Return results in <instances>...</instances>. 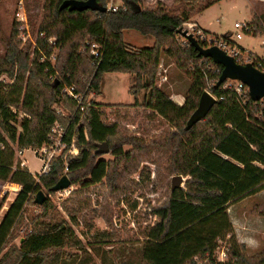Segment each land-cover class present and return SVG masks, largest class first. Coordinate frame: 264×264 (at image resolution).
I'll return each mask as SVG.
<instances>
[{"label":"trees","instance_id":"16d2710c","mask_svg":"<svg viewBox=\"0 0 264 264\" xmlns=\"http://www.w3.org/2000/svg\"><path fill=\"white\" fill-rule=\"evenodd\" d=\"M63 1L45 0L37 30L43 36L36 40L32 59L30 52L19 49L17 21L0 55V181L20 186L0 221V264H59L62 248L81 246L64 218L51 224L39 221L38 216L19 245L10 242L22 223L26 203H33V196L41 188L54 193L52 187L65 167L62 156L56 158L49 173L36 180L16 161L14 145L37 149L52 142L51 128L55 123L65 128L62 140L66 146L74 137L78 148V155L66 160L71 185L86 178L85 186L104 179L112 184L119 179L115 166L123 161L125 168L131 167L138 155L153 149L163 152L168 175L184 179L182 187L173 191L170 188L167 201L154 209L156 220L145 235L141 264H264V250L247 255L227 213L230 205L264 190V99L253 101L247 95L242 107L229 81L216 86L222 69L216 65L219 72L213 77L211 93L218 100L203 120L186 129V121L205 87L202 74L190 69L188 61L204 58L190 44L178 46L175 36L190 18L219 0H199V5H190L187 10L185 7L181 14L179 9L173 12L161 2L149 9L142 8L140 0H120L125 10L120 7L111 11L107 9L108 0H95L98 9L69 11L60 9ZM178 2L174 0V4ZM253 20L254 32L263 33L264 15L253 16ZM124 30L152 36L154 42L151 46L132 47L123 40ZM49 38L54 39V44L48 43ZM93 45L98 57L91 53ZM53 47L59 49L56 70L49 60ZM162 54L172 57L192 80L182 105L155 85ZM207 60L211 63V59ZM110 72L132 75L134 85L128 93L134 102L130 105H137L138 93L144 90V107L168 121L176 132L145 144L141 138L127 134L126 129L119 130L116 123L105 124L104 110L113 105L87 100V96L101 93L103 75ZM66 87L82 95L80 106L64 91ZM55 104H60L68 115L56 112ZM20 114L17 131L14 124ZM102 142L108 144V153L115 161L97 160L102 155L95 151ZM126 145L130 150L124 152ZM159 168L157 163L156 173ZM149 176L145 170L140 172L143 180ZM219 242L228 244L225 263L216 261Z\"/></svg>","mask_w":264,"mask_h":264},{"label":"rangeland","instance_id":"374dc122","mask_svg":"<svg viewBox=\"0 0 264 264\" xmlns=\"http://www.w3.org/2000/svg\"><path fill=\"white\" fill-rule=\"evenodd\" d=\"M178 1L174 4V0H140V4L142 8L153 9L157 2H161L173 12L179 9L180 14L185 11V7L187 10L190 5L196 7L200 4L199 0ZM44 2L45 0H0V55L5 52L13 23H16L18 14L24 12L30 38H26V35L25 40L19 38L24 34L20 33L21 25L19 24L17 36L21 40L19 49L30 52V59H32L34 56L32 43L42 18ZM120 4H122L120 0H108L107 6ZM262 15H264V0H219L200 14L194 15L190 21L195 22L209 34L228 35L233 38L236 32L233 24L236 21L250 22L255 27L253 16ZM261 24L263 27L264 22ZM254 34L244 32L242 39L237 40L236 43L249 49L258 57H264V47L261 46L264 35L260 32L258 34L254 32ZM123 35L124 40L136 48L150 46L153 40L152 36H143L135 30L124 31ZM175 41L179 46L181 40H177V35ZM58 50V47H53L49 56L54 69ZM159 62L167 70L168 82L159 85L157 71L156 87L161 89L174 103L176 102L173 99H183L184 102L192 84L191 78L174 63L172 57L162 54ZM108 77L110 76L106 77V85L99 96L92 93L87 96V100L94 99L96 102L113 105L104 110L106 113L102 120L105 124L116 123L119 130L126 129L127 134L141 138L145 144L176 132L168 121L151 108L144 107L143 97L147 96L144 90L138 93L137 105H130L134 102V97L128 93V88L134 85L132 75H122L117 82H111ZM118 77L121 76L118 75ZM2 79L8 81L6 78L2 77ZM84 79L85 77L81 80ZM53 107L61 115H68L60 104H55ZM21 120L22 115L20 114L14 124L17 131L20 129ZM16 147L14 145V149ZM129 150L130 146L123 147L124 152ZM14 156L19 161L24 159L26 165L24 162L23 164L31 174L39 172L40 161L33 154L32 149H26L22 157L15 154ZM164 158L163 152L159 149L142 153L138 155L136 163H132L131 167L125 168L123 161L115 166L119 179L112 184L104 179L101 183L85 186V181L88 180L86 178L77 185H71L70 193L67 195L55 192L49 194L41 188L46 195L43 205L46 203L47 207L35 204L34 199L33 203H26L21 214L22 223L14 230L11 244L19 245L23 235L31 231L32 226L29 224L37 216L40 217L39 221L51 224L55 220L64 218L81 240V246L62 248L59 264H141V249L145 242V235L156 220L153 211L167 201L172 177L176 176H170L165 172ZM99 159L115 161L110 153L103 154L97 158ZM157 163L160 166L159 173H156ZM142 170L149 172L148 180L140 177ZM67 173L64 167L62 176H67ZM14 189V186L6 187L8 192L0 194V217L4 214H2L4 207H8L10 200L13 199L11 194L14 193L12 192ZM227 213L237 241L244 243L247 255L254 256L261 253L264 250V190L230 205ZM219 243L225 244L226 248L228 246L225 242ZM198 264L205 263L199 261Z\"/></svg>","mask_w":264,"mask_h":264},{"label":"built area","instance_id":"2783aa9c","mask_svg":"<svg viewBox=\"0 0 264 264\" xmlns=\"http://www.w3.org/2000/svg\"><path fill=\"white\" fill-rule=\"evenodd\" d=\"M122 8L125 10V7L120 4L118 6H107L108 10L116 11L118 8ZM17 22L21 25L20 33H24L19 36V38H22L25 40L26 38H30L28 30V23L27 18L25 16V13H19ZM233 28L236 30L234 33V37H229L226 35L218 36L215 34H209L208 32L201 29L195 22L189 21L182 25L180 31L181 34H177V40H181L180 47L184 48L189 44L188 37H192L201 47L208 48L211 46H215L219 49H221L226 55L230 56L236 63L245 65V64H251L254 68L257 70L264 72V57H258L257 55L253 54L249 49L243 48L242 46H239L236 41L242 39V34L248 33L254 35V26L250 22H238L236 21L233 24ZM263 35H264V24H263ZM42 37L43 35L41 33H37L35 40L33 41L34 47L36 46V40L38 37ZM49 44H54V39L49 38L48 39ZM261 46L264 47V39L261 41ZM91 53L98 57V51L97 47L93 45V48L91 50ZM52 58V56L50 57ZM203 60H200L198 62H191L190 63V69H198L199 72L202 74L204 81H205V87L203 91H206L210 95H212V85L214 84V75H216L219 70L216 67V64H214L212 61L211 63L207 60L209 58L203 57ZM44 58H42L43 60ZM50 60V59H49ZM157 76L159 77V85L168 82V76H167V70L163 67L162 63H159L158 66V73ZM52 77V76H51ZM50 77V78H51ZM228 86L234 87L235 90V100L244 107L246 104V98L248 95V89L244 84H242L239 81L236 80H227ZM68 96H71L77 103L78 106L82 103V95L80 93H75V90L73 87H66L64 90ZM213 96V95H212ZM216 101L218 100L215 96H213ZM178 105L183 104V99H173ZM221 100V98L219 99ZM263 100V99H262ZM82 109V108H81ZM65 134V128L61 127L57 123L54 124V126L51 128V135L50 138L52 139V142L44 143L37 149H32L33 154L39 159L40 161V170L39 172L33 174V177L38 180V178L41 175H47L51 168V162L62 156L63 160L65 161V171L67 170V164L66 160L74 158L78 155V148L75 146V138L72 137L71 144L69 147L66 146V144L63 142L62 137ZM86 136V133H85ZM26 149L18 148L16 147L14 149L15 155L18 157H22L23 152ZM16 159V158H15ZM18 159H16L17 161ZM15 161V162H16ZM19 161V160H18ZM21 161V162H20ZM20 163L22 165L25 164V161L20 159ZM24 162V164H23ZM26 165V164H25ZM71 187V186H70ZM68 187L67 189L55 192L59 194H69L70 190ZM216 255V261L218 263H225L228 261V255H227V249L225 247V244L219 243V246L217 247L215 251Z\"/></svg>","mask_w":264,"mask_h":264},{"label":"water","instance_id":"95a60500","mask_svg":"<svg viewBox=\"0 0 264 264\" xmlns=\"http://www.w3.org/2000/svg\"><path fill=\"white\" fill-rule=\"evenodd\" d=\"M67 8L69 11H83L86 9H98L95 0H64L60 9ZM188 41L199 56L210 58L213 63L221 66V73L216 82L219 86L226 80H239L248 87L249 97L253 101H258L264 97V72L254 68L251 64L241 65L236 63L230 56L226 55L221 49L212 46L208 48L201 47L192 37H188ZM216 99L203 91L198 99L197 106L186 121V129H190L195 123L203 120L212 106L216 103ZM109 148L106 142L97 145L95 154L103 155L108 153ZM184 179L181 175L172 177L171 191L175 188L182 187ZM71 186L70 180L63 175L52 187L53 192L67 189ZM46 195L39 190L34 198V203L41 206L45 202ZM22 240V239H21Z\"/></svg>","mask_w":264,"mask_h":264},{"label":"crops","instance_id":"0c3cea01","mask_svg":"<svg viewBox=\"0 0 264 264\" xmlns=\"http://www.w3.org/2000/svg\"><path fill=\"white\" fill-rule=\"evenodd\" d=\"M124 31H127V30H124ZM124 31H123V33H124ZM142 35V34H141ZM143 36H145V35H143ZM123 40H124V35H123ZM125 41V40H124ZM126 42V41H125ZM153 42H154V39L151 41V45L153 44ZM150 45V46H151ZM118 75H120L121 77H118ZM122 75H127V74H125V73H114V72H110V73H105L104 75H103V84H102V88H101V92H102V90L104 89V87H105V85H106V80H107V76H110V77H108V79L111 81V82H117L120 78H122ZM129 75V74H128ZM129 78V77H128ZM132 80V79H131ZM129 89V88H128ZM101 94V93H100ZM99 94V95H100ZM99 95H95V96H99ZM131 95V94H130ZM132 96V95H131ZM101 103V102H100ZM102 103H104V102H102ZM106 103V102H105ZM107 104H110V103H107ZM15 187V189H14V191H12V192H14L13 194H11V196H13V198H14V196L16 195V193H17V190H19L20 189V187H19V185H17V184H15V183H10V182H3V181H0V194H3V193H6V192H8V191H6V187ZM10 192V191H9ZM11 199V198H10ZM12 200L13 199H11L10 201L12 202ZM10 204V203H9ZM5 209H4V211H2V214L3 213H5V211L7 210V208L8 207H4ZM3 216V215H2ZM2 216L0 217V221H1V218H2Z\"/></svg>","mask_w":264,"mask_h":264},{"label":"bare ground","instance_id":"6f19581e","mask_svg":"<svg viewBox=\"0 0 264 264\" xmlns=\"http://www.w3.org/2000/svg\"><path fill=\"white\" fill-rule=\"evenodd\" d=\"M178 34H181V31L179 30V32H178ZM190 44V43H189ZM201 46V45H200ZM212 47V46H211ZM210 59V58H209ZM212 61V60H211ZM215 64V63H214ZM249 64V63H248ZM217 65V64H216ZM220 66V65H219ZM221 73V72H220ZM236 81H239V80H236ZM239 82H241V81H239ZM242 83V82H241ZM242 84H244V83H242ZM245 85V84H244ZM246 86V88L248 89V87H247V85H245ZM248 95H249V93H248ZM262 99H264V97L263 98H261L260 100H262ZM259 101V100H258ZM35 174V173H34ZM33 175V174H32ZM36 195V194H35ZM46 200V199H45Z\"/></svg>","mask_w":264,"mask_h":264}]
</instances>
